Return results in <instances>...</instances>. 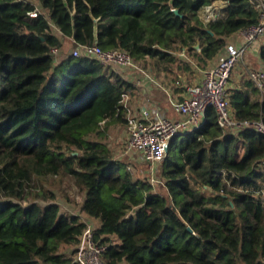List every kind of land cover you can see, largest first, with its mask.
Masks as SVG:
<instances>
[{"label": "trees", "instance_id": "obj_1", "mask_svg": "<svg viewBox=\"0 0 264 264\" xmlns=\"http://www.w3.org/2000/svg\"><path fill=\"white\" fill-rule=\"evenodd\" d=\"M39 1L61 35L28 16L32 3L0 0V264H77L59 249L75 245L84 220L44 189L45 202H22L33 176L63 174L84 191L79 214L97 219L106 264H264L263 132L223 129L208 107L200 127L171 137L157 191L105 140L126 121L120 98L133 81L86 53L57 58L70 37L122 49L156 78L192 74L257 22L254 0H221L225 15L208 21L199 10L219 0ZM226 93L235 120L264 123V89L247 78Z\"/></svg>", "mask_w": 264, "mask_h": 264}, {"label": "built area", "instance_id": "obj_2", "mask_svg": "<svg viewBox=\"0 0 264 264\" xmlns=\"http://www.w3.org/2000/svg\"><path fill=\"white\" fill-rule=\"evenodd\" d=\"M30 2L33 8L28 10L29 17L43 15L50 24L48 14H45L39 6L34 4L33 0H17ZM255 8L258 11L257 22L240 29L242 42L240 45L227 42L224 51L216 57L214 63L202 71L199 83L186 86V94L182 99L170 100L175 112L183 114L185 118L172 119L164 116L154 108L147 119H142L132 114L129 103L128 93L121 94L120 102L126 109V129L128 148L133 150L141 160L148 164L160 162L167 152L168 143L172 136L185 133L193 128L200 127L205 120V111L208 107L214 109L217 124L223 129H236L239 127H252L257 131L264 133V123L262 120L256 121H237L233 118L230 110L229 101L226 93V86L232 68L235 63L242 58L247 46L257 40L264 34V0H254ZM203 20H215L220 17V5L213 3L204 6ZM203 7V8H204ZM57 49L51 48V53ZM71 53L80 55L81 53L89 54L103 63H111L118 66H130L146 73L145 70L137 65L130 55L119 48L102 49L98 44L76 45ZM248 78L260 89H264V68H254L248 71ZM112 116H116V113ZM129 169V167H128ZM152 184L160 182L158 177L153 174L149 176ZM61 212L68 214H77L81 220H84L85 226L79 235L78 241L72 250V257L77 264H106L102 258L104 244H99L94 238L95 228L91 221L79 214L76 209H71L68 204L60 207Z\"/></svg>", "mask_w": 264, "mask_h": 264}, {"label": "crops", "instance_id": "obj_3", "mask_svg": "<svg viewBox=\"0 0 264 264\" xmlns=\"http://www.w3.org/2000/svg\"><path fill=\"white\" fill-rule=\"evenodd\" d=\"M34 4L39 6V0H33ZM220 3V17H223L225 12V6L222 10V2L224 1H217ZM225 3V2H224ZM214 4H217L216 1ZM219 5V4H218ZM40 8L43 10L45 14H47L42 5L40 3ZM204 8H201L200 11L202 12V17L204 13ZM204 21V20H203ZM51 29L57 34L61 35L59 28L54 25L52 22L50 23ZM63 39V46L60 48L59 55L57 58H61L68 52L69 46H72V39L70 37H62ZM264 41V34L260 36L257 40L251 42L246 50L242 58L240 59L244 66H236L239 67L237 71H232L226 88H235L242 85L243 81L248 78V71L254 68H264V63L259 59V56L256 53V49H259L261 43ZM227 42L234 43L236 45H240L242 42V37L240 31H236L235 34H231L228 37ZM75 46H73L74 48ZM253 47V49H252ZM255 48V49H254ZM258 52V51H257ZM57 51L54 53L56 54ZM216 57L212 60L211 64L214 63ZM252 64H249L251 63ZM209 64V65H211ZM208 65V66H209ZM207 66V67H208ZM121 68V69H120ZM196 68V67H195ZM192 67L193 73L190 74L188 72L180 73L177 72L173 78H163L162 76L156 78L150 72H148L145 68L146 73L139 71L138 69L130 66H120L118 69L120 70L121 74L127 78L128 80L133 81V89L130 93H128V103L131 105L132 112L142 119H147L151 115V111L154 108H157L161 114L166 117L172 119H182L185 118L183 114H179L174 111L172 105L170 104V100H179L184 97L186 94V86L199 83L202 76L203 69ZM177 76L176 79H174ZM174 79V80H173ZM249 79V78H248ZM136 154V153H135ZM137 155V154H136ZM137 158L141 159L139 155ZM83 191V190H82ZM84 193V191H83ZM80 202L78 203V205ZM71 209H75L70 205ZM88 220L93 222L94 224L97 223V219L87 217Z\"/></svg>", "mask_w": 264, "mask_h": 264}, {"label": "rangeland", "instance_id": "obj_4", "mask_svg": "<svg viewBox=\"0 0 264 264\" xmlns=\"http://www.w3.org/2000/svg\"><path fill=\"white\" fill-rule=\"evenodd\" d=\"M216 5L218 6L221 5L216 1ZM222 10L223 7L225 6V3L222 2ZM202 11V10H201ZM199 10V16L203 20L202 12ZM225 15V12H224ZM223 15V16H224ZM234 32L233 34H235ZM264 43V41L262 42ZM73 49V46H69L67 49L68 52H71ZM253 49V47H252ZM255 49V48H254ZM258 49H256V53L258 55ZM249 64H252L249 63ZM236 66H244L242 61L239 59L236 63L235 66L232 68L230 75L232 71H237L239 67ZM117 67H120L117 65ZM125 67V66H124ZM207 67V66H206ZM205 67V68H206ZM203 68V70L205 69ZM121 69V68H120ZM192 72V71H191ZM230 77V76H229ZM130 109L131 105L129 104ZM132 112V109H131ZM132 114H134L132 112ZM106 142L108 146L110 147L113 155L115 157H119L121 159H124L127 163V168L129 169L136 175L141 176V177H149L151 174H153L155 177H158L161 181L156 182L153 184V188L157 191H165L162 181L163 179L160 176V162H156L154 164H148L147 162L137 158V155L133 150H130L128 148V142H127V129H126V122H117V121H112L108 128H107V135H106ZM24 197L23 201L24 203L30 202L32 200H38L45 202H56L60 207H65L68 204L71 205L72 207H75V209L78 212V203L82 201L83 198V191L80 186H78L75 181L73 180L72 176L63 174L60 176H55V175H45V176H33L32 180L24 187ZM49 194V197H47L45 200L36 198L38 195L36 193L38 192H44V190ZM35 196V197H34ZM40 197V196H39ZM264 199V196H263ZM74 246L73 245H63L59 251L65 252V253H70L72 254Z\"/></svg>", "mask_w": 264, "mask_h": 264}, {"label": "water", "instance_id": "obj_5", "mask_svg": "<svg viewBox=\"0 0 264 264\" xmlns=\"http://www.w3.org/2000/svg\"><path fill=\"white\" fill-rule=\"evenodd\" d=\"M196 47H198V45H196ZM187 229H189V230H190L191 228L188 226V227H187Z\"/></svg>", "mask_w": 264, "mask_h": 264}]
</instances>
